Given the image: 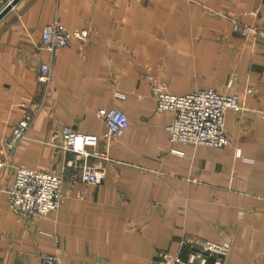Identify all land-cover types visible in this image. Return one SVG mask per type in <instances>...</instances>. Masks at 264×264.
<instances>
[{"label": "crops", "instance_id": "0c3cea01", "mask_svg": "<svg viewBox=\"0 0 264 264\" xmlns=\"http://www.w3.org/2000/svg\"><path fill=\"white\" fill-rule=\"evenodd\" d=\"M9 2L0 0V11ZM54 20L88 29V41L51 54L41 36ZM44 63L48 90L37 79ZM147 75L176 95L205 87L238 94L242 110L224 116L230 145L170 142L175 113L157 112ZM38 104L0 171V264H41L42 253L65 264H161L158 251L203 240L231 245L224 264H264L263 0H19L0 20V149ZM100 108L129 121L108 142ZM64 127L99 136L92 162L105 178L65 187L57 212L18 222L6 191L14 167L60 170L71 154L55 155L47 141Z\"/></svg>", "mask_w": 264, "mask_h": 264}, {"label": "built area", "instance_id": "2783aa9c", "mask_svg": "<svg viewBox=\"0 0 264 264\" xmlns=\"http://www.w3.org/2000/svg\"><path fill=\"white\" fill-rule=\"evenodd\" d=\"M237 28L246 37L261 36L255 28L240 25ZM88 35V29L68 30L58 20H54L44 26L41 40L43 48L53 54L63 47L82 44ZM40 71L38 80L48 83L51 79V66L44 63L40 66ZM245 91L252 94L253 88L247 86ZM152 95L157 112L175 113L174 119L166 125L170 142L207 147L230 145V138L224 130V116L228 110H242V99L238 94H227L212 87H205L176 95L169 91L166 82L152 80ZM118 97L124 98L120 94ZM39 107L40 105L32 106L20 118L14 128V137L6 142L9 152L10 148H14L19 141L26 138ZM259 113L264 120V111ZM96 115L107 129L104 140L110 141L129 126L126 114L120 109L100 108ZM98 142L97 135L80 133L68 127L52 132L48 144L53 147L55 153L68 152L72 155L62 167L64 178L68 180L71 188H75L79 181L96 185L104 180L103 169L88 163ZM239 153L237 152L238 155ZM8 154L4 149H0V171L7 165ZM62 183L63 178L55 171L34 170L23 165L16 167L15 181L8 190L7 198L17 221L32 219V216L39 213L56 209L58 202L55 199L60 200ZM230 249L231 245L227 242L181 241V250L177 254L160 250L157 253V261L162 264H224ZM41 264L64 263L57 254L43 253Z\"/></svg>", "mask_w": 264, "mask_h": 264}, {"label": "rangeland", "instance_id": "374dc122", "mask_svg": "<svg viewBox=\"0 0 264 264\" xmlns=\"http://www.w3.org/2000/svg\"><path fill=\"white\" fill-rule=\"evenodd\" d=\"M53 22V21H52ZM81 29H86V28H81ZM76 30V29H75ZM88 32H89V30H88ZM89 36H90V32H89V35L87 36V38L85 39V41H83V43L82 44H75V45H78V46H83V44H85L87 41H88V39H89ZM54 54V53H53ZM41 72V71H40ZM41 74V73H40ZM39 74V75H40ZM152 78V79H148V80H150V81H152L154 78L153 77H151V76H149V75H147V78ZM37 79H39V78H37ZM51 80V79H50ZM39 81V80H38ZM50 82V81H49ZM49 82L47 83V82H41V81H39V83H42L44 86H45V89L46 90H48V88H49ZM114 94H116V96L118 97V94H120V95H123L122 93H119V92H116V93H114ZM123 96H125V95H123ZM38 105H40V104H38ZM41 105H43V104H41ZM31 108V107H30ZM30 108L28 109V110H30ZM40 108V107H39ZM39 110V109H38ZM99 110V109H98ZM97 110V111H98ZM38 113V112H37ZM37 116V115H36ZM22 117V116H21ZM20 117V118H21ZM20 120V119H19ZM19 120L16 122V124L19 122ZM16 124H15V126H16ZM15 126H14V128H15ZM14 128H13V130H12V132H11V134L8 136L9 138L7 139V141L6 142H8L12 137H14ZM81 133V132H80ZM99 137V136H98ZM104 137V136H103ZM117 137V136H116ZM26 138H27V135H26ZM115 138V137H114ZM114 138H112V139H114ZM49 139H50V137H49ZM111 139V140H112ZM24 141V139H22L21 141H19V143L14 147V148H10V152L7 150V147H6V142H5V149H4V151H5V153L6 154H8L7 155V157H8V162L10 161V162H12V160L13 159H11L12 158V156L14 155V152H15V150L18 148V146L21 144V142H23ZM99 142H100V138H99ZM99 142H98V144L95 146V148L93 149V152H92V154L94 155H92V157H90L89 158V160H88V163L90 164V165H92V166H95L94 165V163L92 162V160H93V158H95V157H99V154H98V152H97V147H98V145H99ZM105 142H108L107 140H105ZM49 143V140L47 141V144ZM49 145V144H48ZM51 148H52V150H53V152H54V154L55 155H57V156H66L67 154H70V153H68V152H65V153H62V152H60V153H55V151H54V149H53V147L51 146V145H49ZM91 150V149H90ZM92 151V150H91ZM71 157H72V155H71ZM104 159H106L107 158V155L106 154H104L103 156H102ZM69 159H71V158H69ZM69 159H67V160H69ZM66 160V161H67ZM65 161V162H66ZM8 162H7V164H8ZM65 164V163H64ZM64 164L61 166V168H60V170H57V169H54V168H47V170H51V171H55V172H57V174L59 175V176H61L62 178H63V183H62V189H61V195H60V200H57V199H55V201H57L58 202V207L56 208V209H54V210H52V211H47V212H45V213H39V215H37V216H32V219H25L24 221H30V220H34V219H44V218H46L49 214H51V213H54V212H57L60 208H61V206H62V204L64 203V200L66 199V197H67V193L65 192V190H64V188L66 187V189L68 190V191H72L74 188H71L70 187V184H69V182H68V180H65V178H64V173H63V170H62V167L64 166ZM8 165H10V163L8 164ZM11 166V165H10ZM18 166H21V165H18ZM18 166H16V167H18ZM8 167V166H7ZM16 167H14V170H13V172H14V176H15V170H16ZM14 181H15V179H14ZM14 181H13V183L11 184V185H13L14 184ZM78 183H85V182H82V181H79ZM77 183V184H78ZM76 184V185H77ZM86 184H88V183H86ZM100 184V183H99ZM10 185V186H11ZM90 185H93V184H90ZM96 185H98V184H96ZM10 186L6 189V191H7V197H8V190H9V188H10ZM76 187V186H75ZM7 201H9V198H7ZM8 205H9V202H8ZM14 214V213H13ZM17 220V219H16ZM19 222V221H18ZM39 233H41V234H43V235H46V236H48V237H51V238H53L54 240H56L57 242H58V234L56 233V232H49V231H44V230H39ZM43 254V253H42ZM48 254V253H47ZM49 254H51V253H49ZM53 254V253H52ZM58 255V254H57ZM61 259H62V257L61 256H59ZM157 259V258H156ZM40 260H41V255H40ZM62 261H63V263L65 264V262H64V260L62 259ZM158 262V261H157ZM159 263V262H158ZM162 264V263H161Z\"/></svg>", "mask_w": 264, "mask_h": 264}, {"label": "water", "instance_id": "95a60500", "mask_svg": "<svg viewBox=\"0 0 264 264\" xmlns=\"http://www.w3.org/2000/svg\"><path fill=\"white\" fill-rule=\"evenodd\" d=\"M19 0H11L1 11L0 20L6 15V13L14 6Z\"/></svg>", "mask_w": 264, "mask_h": 264}]
</instances>
